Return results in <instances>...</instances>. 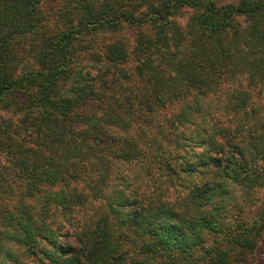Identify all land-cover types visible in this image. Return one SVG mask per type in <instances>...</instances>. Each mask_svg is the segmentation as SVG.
<instances>
[{"label":"trees","instance_id":"1","mask_svg":"<svg viewBox=\"0 0 264 264\" xmlns=\"http://www.w3.org/2000/svg\"><path fill=\"white\" fill-rule=\"evenodd\" d=\"M43 1L0 0V264L254 262L264 0Z\"/></svg>","mask_w":264,"mask_h":264},{"label":"rangeland","instance_id":"2","mask_svg":"<svg viewBox=\"0 0 264 264\" xmlns=\"http://www.w3.org/2000/svg\"><path fill=\"white\" fill-rule=\"evenodd\" d=\"M219 3H225V2H230L234 0H217ZM60 5V0H44L41 3L42 8L44 9L45 13L49 17V27H53L54 23H57L54 15V10ZM138 29L136 27H128L124 33L126 35V38L129 39L130 43H132L133 37L136 34ZM114 35L112 34H106V37L103 36H94L87 41L90 43H93V46L97 47L98 44H101L102 42L112 39ZM115 132L118 135H126L128 132L121 130V129H116ZM131 163H126V162H119L116 165V168L113 169L114 173H116L118 176H121L122 174H125L126 171L130 169ZM130 171H132L130 169ZM128 171V172H130ZM145 176V175H144ZM147 177L145 178L144 182H146ZM157 183L155 179H151V183ZM264 211V188L261 189L259 192V197L254 201V202H248L246 205L243 206V216L246 217L247 219L253 218L260 216L263 214L262 212ZM264 222V218L262 219ZM248 264H264V244L260 249V253L257 255L256 259L254 262H249Z\"/></svg>","mask_w":264,"mask_h":264}]
</instances>
